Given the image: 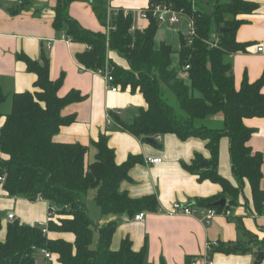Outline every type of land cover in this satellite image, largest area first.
Wrapping results in <instances>:
<instances>
[{"label": "trees", "instance_id": "trees-1", "mask_svg": "<svg viewBox=\"0 0 264 264\" xmlns=\"http://www.w3.org/2000/svg\"><path fill=\"white\" fill-rule=\"evenodd\" d=\"M72 1L57 0L53 24L55 28L65 27V35L72 41L86 44L87 48L76 54L78 62L88 69L107 64L114 84L138 90L146 102V107L138 109L129 120L113 113L109 118L136 137L152 142L157 135L168 133L180 139L197 136L207 140L210 158L196 157L185 167L196 171L199 179L218 183L222 196L227 194L230 200L219 206L214 204L219 197L212 196L199 200V205L229 209L236 204L234 200L239 190L242 193L246 180L255 211L264 215V193L260 187L263 156L248 145L254 130L243 123L244 118H264V92L261 91L264 74L253 82L245 77L236 89L230 60L231 53L244 49V45L235 41L236 29L243 22L238 16L255 11L257 3L210 0L208 11L196 0H149V6L172 4L183 17L194 20L195 35L191 43L183 36L177 51L180 62L177 71L171 68V56L175 52L171 45L155 44L159 23L150 14L147 26L130 30L132 14L124 15L122 9H112L109 20L113 28L106 34L86 29L72 18L68 12ZM108 1L97 0L94 5L103 27ZM222 27L226 29L220 33ZM213 36L218 38L216 46L209 44ZM109 52H114L124 64L113 60ZM19 58L36 75V89L14 92L10 96L0 90V106L10 97V110L0 126V176H4L0 185L9 196L46 200L47 214L54 213L46 223L48 232L70 234L72 240L43 234V224H24L14 219L6 223L5 237L0 241V264H35L38 249L51 252L53 260L49 264H145V247L134 250L128 238L121 241L118 249L111 248L116 222L93 225L82 198L94 188V201L104 216L127 213L132 217L139 211H155L153 194L132 198L119 190L121 181L129 178L130 167L140 158L129 156L117 164L104 135H99L93 143L96 153L91 162L85 161L87 146L53 141L61 126L75 120L74 114H62L64 107L83 97L77 90L63 97L57 95L62 75L56 80L49 78L47 59L40 63L24 55ZM185 65L189 67L183 76ZM221 137L229 141V159L236 185L217 172ZM231 219L247 242L209 241V254H243L252 250L249 242H253L256 252H264V238L259 240L245 230L240 218ZM94 231L97 232L95 242Z\"/></svg>", "mask_w": 264, "mask_h": 264}, {"label": "crops", "instance_id": "crops-1", "mask_svg": "<svg viewBox=\"0 0 264 264\" xmlns=\"http://www.w3.org/2000/svg\"><path fill=\"white\" fill-rule=\"evenodd\" d=\"M148 1L109 0L108 6L113 10L125 9L134 13L133 23L136 27L143 28L148 22L138 18L136 12L147 7ZM196 1L203 4L201 0ZM248 1L257 3L258 8L238 16L243 22L236 29L235 41L244 45V49L230 55L236 89L245 77L253 82L264 74V0ZM56 2L57 0H0V90L9 96L14 92L34 91L36 75L27 69L19 55L40 63L47 59L49 78L56 80L62 75L57 95L63 97L69 91L77 90L83 97L64 107L62 114H74L75 120L61 126L53 136V141L78 142L87 146L85 161L91 162L96 153L93 143L98 140L99 135H104L109 147L113 149L117 164L124 162L129 156L140 158L130 167L129 178L121 181L119 190L132 198L153 194L156 197V210H145L141 221L133 220L127 213L102 215L99 224L111 220L116 222L111 248L118 249L121 241L128 238L134 250L145 247V264H187L189 258H197L198 264H203L202 257L209 241L247 242L248 239L239 232L235 221L231 219L233 217L240 218L244 229L255 234L257 239H263L264 215L255 211L246 180L240 199L236 205L229 207L228 216L217 214L207 223L197 215L166 213L175 201L199 205V200L212 196L225 198L226 203L230 200L229 195L222 196V188L218 183L210 179H199L196 171H189L185 167L196 157L210 158L207 140L197 136L180 139L175 134L168 133L157 135L159 138L156 136L155 142H152L136 137L123 129L116 120L109 118V114L113 113L123 120H129L136 115L138 109L146 107V102L138 90L132 91L129 86H119L115 92L107 90L101 75L82 69L83 65L78 62L76 54L83 52L87 46L62 38L65 27L55 28L53 24ZM96 2L97 0H73L68 12L82 27L95 32L104 31L94 10ZM182 18L187 21L185 17ZM184 34L180 33V45L177 48L171 46L176 54ZM259 47L262 50L259 51ZM110 57L124 64L114 52H110ZM261 91L264 92V81ZM9 110L10 97L0 106V126ZM216 118L219 120L221 116ZM243 123L254 130L248 145L253 152L259 151L263 156L260 187L264 193V118H244ZM148 157H161L162 161L147 163ZM217 172L236 185L231 171L227 137L219 140ZM0 195L8 197L5 198L8 207L0 205V210L7 211L6 214L13 212L20 223L34 225L47 221L46 200L9 196L1 187ZM6 214L1 218L3 235L0 241L4 240L5 226L9 221ZM47 235L72 240L70 234L48 232ZM248 245L253 247L252 250L243 254L215 252L212 255L213 264H253L257 249L253 242ZM258 264H264V257Z\"/></svg>", "mask_w": 264, "mask_h": 264}, {"label": "built area", "instance_id": "built-area-1", "mask_svg": "<svg viewBox=\"0 0 264 264\" xmlns=\"http://www.w3.org/2000/svg\"><path fill=\"white\" fill-rule=\"evenodd\" d=\"M117 10V9H116ZM124 15H127L130 13L129 11L122 9ZM112 9L109 7L107 10V19H106V25L104 26V31L106 34L110 31V29L113 28L110 22V14H111ZM115 11V10H113ZM151 15L153 18H155L158 23H170V24H175L180 21V19L183 17V14L180 10H177L173 7L172 4H156L154 6H147L145 8H142L136 12V15L140 19H147L148 15ZM188 22V27L185 31L184 38L185 41L190 44L192 41L193 36L195 35V25H194V20L192 18H186ZM137 27L135 26L134 23H132L130 30H134ZM142 29V28H139ZM62 38H64L66 41H71V38L67 35H63ZM218 43V38L216 36H213V41L210 42V46H216ZM258 50H262L261 47L258 48ZM188 65H185L183 68V73H181L183 76L186 75L185 71L188 69ZM82 69L84 70H90L93 71L99 75H101L105 81V87L107 90L110 91H117L119 88V85L113 83V76L110 73L109 67L106 64L104 67L96 68V69H88L84 66H82ZM156 138H159L157 136ZM162 161L161 157H148L146 158L147 163H159ZM4 181V176H0V183L2 184ZM1 187V185H0ZM2 188V187H1ZM48 209V208H47ZM54 210V208H52ZM166 213L168 214H185V215H197L201 219H203L205 222L209 223V221L216 216L217 214H223V215H230V210L229 209H223V210H218L214 207H207V206H202V205H197L195 203H182L175 201L172 203L170 209L166 210ZM54 213H49L47 214V221L52 217ZM145 212L144 211H139L135 213L132 216L133 220L136 221H141L144 219ZM6 219L9 221H12L15 218V215L13 212H9L6 214ZM39 223L43 224L44 228L42 229V233L46 234L48 233V230L46 228V223ZM36 253H39L43 256L44 262L42 264H49L53 260V255L51 252H49L46 249H38L36 250ZM35 253V254H36ZM203 264H213V259L211 254H209V245L207 244V251L203 255ZM197 258H192L190 259V264H198ZM35 264H38V260L35 257Z\"/></svg>", "mask_w": 264, "mask_h": 264}, {"label": "rangeland", "instance_id": "rangeland-1", "mask_svg": "<svg viewBox=\"0 0 264 264\" xmlns=\"http://www.w3.org/2000/svg\"><path fill=\"white\" fill-rule=\"evenodd\" d=\"M201 1L203 2L202 4L203 7L206 10L210 11V5H209L210 0H201ZM131 14L134 18L135 14L134 13ZM187 27H188V22L184 18H181L180 21L176 24L159 23L154 37L155 43L160 44L161 42H165L170 44L173 48H177L180 45V33L184 34ZM109 56H110V52H109ZM171 68L177 71L180 70L179 57L178 54L176 53H173L171 56ZM94 195H95V189L91 188L82 197L87 206L89 217L93 221V225L94 223L97 222L99 223V221L102 219V213L100 211V208L94 201ZM240 196H241V191L239 190V194L234 200L236 203L239 201ZM5 198L8 197L0 195V205H2L4 208H7L8 202L5 200ZM6 212L0 210V216L2 219L3 217H5L4 214H6ZM1 235H3V229H1L0 231V237ZM94 239L95 241L97 239L96 231H94ZM35 257L38 260V264H42L44 262L43 256L41 254L36 253Z\"/></svg>", "mask_w": 264, "mask_h": 264}, {"label": "water", "instance_id": "water-1", "mask_svg": "<svg viewBox=\"0 0 264 264\" xmlns=\"http://www.w3.org/2000/svg\"><path fill=\"white\" fill-rule=\"evenodd\" d=\"M226 28L222 27L220 28V33L224 32ZM149 140V139H148ZM215 205L223 206L226 204L225 198H220L214 203ZM264 257V252L263 251H257L255 255V261L253 264H258ZM187 264H190V258L187 259Z\"/></svg>", "mask_w": 264, "mask_h": 264}]
</instances>
